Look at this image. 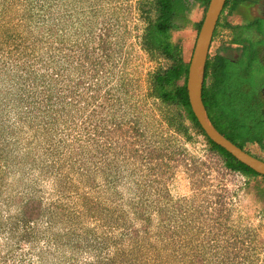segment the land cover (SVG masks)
I'll use <instances>...</instances> for the list:
<instances>
[{"label": "rangeland", "instance_id": "374dc122", "mask_svg": "<svg viewBox=\"0 0 264 264\" xmlns=\"http://www.w3.org/2000/svg\"><path fill=\"white\" fill-rule=\"evenodd\" d=\"M261 1L225 8L209 55L260 47ZM174 7L166 41L188 62L204 6ZM155 16V0H0V264H264V177L152 93L170 63L147 48Z\"/></svg>", "mask_w": 264, "mask_h": 264}, {"label": "trees", "instance_id": "16d2710c", "mask_svg": "<svg viewBox=\"0 0 264 264\" xmlns=\"http://www.w3.org/2000/svg\"><path fill=\"white\" fill-rule=\"evenodd\" d=\"M196 1L206 11L209 0ZM242 1L244 0H226L222 12L227 7L229 12H233ZM175 2L176 0H155L156 16L146 33L147 48L160 50L170 63L166 68L150 75L149 87L156 97L164 102H174L180 108V115L191 121L193 127L205 137L210 149L222 157L227 168L243 174L261 175L214 143L191 110L186 89L188 62L183 59L179 45L173 46L166 41L176 13ZM203 18L204 16L199 21L198 28ZM219 23L220 18L216 27ZM252 24L254 21L250 22ZM215 34L216 28L212 40ZM246 49L243 46L242 53ZM251 50L247 60L241 54L237 56L236 48L231 45L222 46L213 55H209L202 87V100L211 122L219 132L243 149L247 143L264 145V100L260 94L261 87L250 68L252 61L257 59V51L252 46Z\"/></svg>", "mask_w": 264, "mask_h": 264}, {"label": "water", "instance_id": "95a60500", "mask_svg": "<svg viewBox=\"0 0 264 264\" xmlns=\"http://www.w3.org/2000/svg\"><path fill=\"white\" fill-rule=\"evenodd\" d=\"M226 0H209L204 18L198 31L192 56L188 61L186 89L190 107L201 128L216 144L223 147L237 160L250 167L255 172L264 175V160L239 147L221 132L211 122L202 100V87L206 61L209 56L214 30L223 10Z\"/></svg>", "mask_w": 264, "mask_h": 264}, {"label": "flooded vegetation", "instance_id": "af4514ba", "mask_svg": "<svg viewBox=\"0 0 264 264\" xmlns=\"http://www.w3.org/2000/svg\"><path fill=\"white\" fill-rule=\"evenodd\" d=\"M261 5L263 6V8L261 9L260 7L256 10V16H260L259 17V20L258 21H260V19H261V25H259V24H255V23H258V22H255L254 24V27L256 28V30H258L259 31V33L262 35V40H261V42L259 43V45H260V47H257V49H259V53H257V55H259V59H261L263 62H264V27H263V22H264V1H263V3H262V1H261ZM260 5V6H261ZM255 15L253 16V17H255ZM253 20V19H252ZM251 20V21H252ZM263 21V22H262ZM252 49H253V47H252ZM256 49V50H257ZM258 52V51H257ZM264 91V90H263ZM263 98V100H264V96L262 97Z\"/></svg>", "mask_w": 264, "mask_h": 264}]
</instances>
